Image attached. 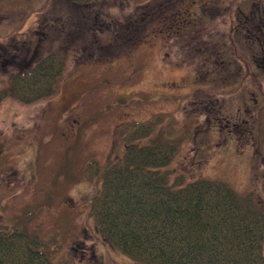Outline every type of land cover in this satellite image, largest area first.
<instances>
[{"label":"rangeland","instance_id":"obj_1","mask_svg":"<svg viewBox=\"0 0 264 264\" xmlns=\"http://www.w3.org/2000/svg\"><path fill=\"white\" fill-rule=\"evenodd\" d=\"M203 1L175 4V34L158 9L164 0H49L43 11L45 0H0V88L22 63L50 51L64 60L51 95L0 105V226L23 222L56 264H136L97 233L85 168L104 162L119 124L157 113L163 135L181 142L163 169L225 182L264 208V77L254 67L233 93L194 94L229 89L243 74L219 67L237 40L227 9L206 16ZM247 1L240 17L264 8Z\"/></svg>","mask_w":264,"mask_h":264},{"label":"trees","instance_id":"obj_2","mask_svg":"<svg viewBox=\"0 0 264 264\" xmlns=\"http://www.w3.org/2000/svg\"><path fill=\"white\" fill-rule=\"evenodd\" d=\"M71 1L87 6L91 0ZM182 2L164 0L158 6L170 16L166 24L175 34L180 26L173 25L182 22L175 4ZM247 5V0L198 2L200 12L211 17L212 10L227 9V36L237 40L233 49L237 55L217 63L223 70L229 67L236 77L243 74L229 89L201 85L194 89L195 95L198 91L204 96L233 93L250 75V68L264 77V8L252 4L240 17L241 7ZM63 62L59 51H50L33 64H20L8 85L0 88V105L8 97L31 103L51 95ZM231 74L225 78L235 79ZM164 116L157 113L145 120L122 122L104 162L86 165L92 185L89 216L97 233L136 264H264V208L225 182L186 181L182 174L172 176L163 169L181 143L163 135L159 126ZM21 223L14 220L10 226H0V264H56L47 243Z\"/></svg>","mask_w":264,"mask_h":264}]
</instances>
